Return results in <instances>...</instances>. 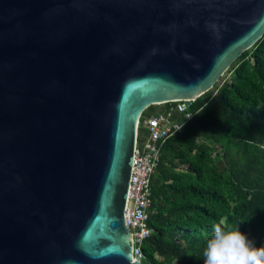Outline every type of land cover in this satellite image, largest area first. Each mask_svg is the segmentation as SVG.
<instances>
[{
	"label": "water",
	"instance_id": "obj_1",
	"mask_svg": "<svg viewBox=\"0 0 264 264\" xmlns=\"http://www.w3.org/2000/svg\"><path fill=\"white\" fill-rule=\"evenodd\" d=\"M263 35L264 0H0V264H142V113L195 101Z\"/></svg>",
	"mask_w": 264,
	"mask_h": 264
},
{
	"label": "trees",
	"instance_id": "obj_2",
	"mask_svg": "<svg viewBox=\"0 0 264 264\" xmlns=\"http://www.w3.org/2000/svg\"><path fill=\"white\" fill-rule=\"evenodd\" d=\"M227 78L173 118L181 129L160 145L151 175L150 235L142 264H204L214 227L264 247V35L226 71ZM173 103L148 107L142 123Z\"/></svg>",
	"mask_w": 264,
	"mask_h": 264
},
{
	"label": "built area",
	"instance_id": "obj_3",
	"mask_svg": "<svg viewBox=\"0 0 264 264\" xmlns=\"http://www.w3.org/2000/svg\"><path fill=\"white\" fill-rule=\"evenodd\" d=\"M192 102H172L167 110L142 123L146 135L140 142L136 141L125 208V222L132 235L133 260L141 261V244L151 233L147 225L151 206L150 180L158 163L160 145L182 127V122L173 118L174 114L183 116V121L192 117L189 111Z\"/></svg>",
	"mask_w": 264,
	"mask_h": 264
},
{
	"label": "clouds",
	"instance_id": "obj_4",
	"mask_svg": "<svg viewBox=\"0 0 264 264\" xmlns=\"http://www.w3.org/2000/svg\"><path fill=\"white\" fill-rule=\"evenodd\" d=\"M204 257V264H264V247H255L238 228L225 230L216 225Z\"/></svg>",
	"mask_w": 264,
	"mask_h": 264
},
{
	"label": "rangeland",
	"instance_id": "obj_5",
	"mask_svg": "<svg viewBox=\"0 0 264 264\" xmlns=\"http://www.w3.org/2000/svg\"><path fill=\"white\" fill-rule=\"evenodd\" d=\"M227 72L224 73V75L218 80L219 82L222 81L223 79L227 78L228 75L226 76Z\"/></svg>",
	"mask_w": 264,
	"mask_h": 264
}]
</instances>
